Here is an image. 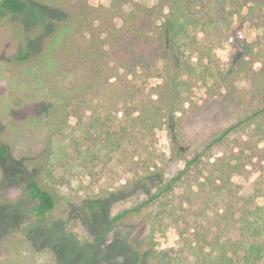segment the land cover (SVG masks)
I'll list each match as a JSON object with an SVG mask.
<instances>
[{
    "label": "trees",
    "instance_id": "1",
    "mask_svg": "<svg viewBox=\"0 0 264 264\" xmlns=\"http://www.w3.org/2000/svg\"><path fill=\"white\" fill-rule=\"evenodd\" d=\"M152 1L111 0L100 37L86 0H0V156L16 132L9 113L41 102L48 140L74 119L82 140L134 169L133 183L152 182L115 220H145L140 248L156 264H173L155 248L166 227L179 231L188 264H264V52L240 42L222 64L216 51L232 44L231 27L215 0ZM157 131L177 166L169 173L149 163ZM248 166L257 176L247 193L237 179ZM23 188L45 226L53 195L36 180ZM62 234L88 242L76 224ZM7 244L0 264H55L28 237Z\"/></svg>",
    "mask_w": 264,
    "mask_h": 264
},
{
    "label": "rangeland",
    "instance_id": "2",
    "mask_svg": "<svg viewBox=\"0 0 264 264\" xmlns=\"http://www.w3.org/2000/svg\"><path fill=\"white\" fill-rule=\"evenodd\" d=\"M86 1L97 9L91 24L102 37L109 24L105 14L111 0ZM144 1L149 5L155 3ZM212 8L216 15L225 17L231 27L232 44L225 43L216 51L222 64L240 42H253L264 52V0H215ZM120 22L116 18L111 24L118 26ZM83 36L87 37L88 33ZM0 94H4L1 84ZM43 107V103L34 102L9 113V122L16 126V132L9 134V143L4 146L7 153L0 156V253L7 243L28 237L35 250H51L55 264H156L146 250L140 248L148 229L145 220L134 214L115 220L132 207L136 197H141L143 189L152 182L133 183L134 169L110 160L106 149L82 140V128L74 119L61 135L48 140L42 127ZM5 128L2 121L0 132ZM149 151V163L163 167L169 157V142L164 131L155 133ZM145 158L146 153L136 155L134 161L141 167ZM166 164L167 173L177 167L172 162ZM255 170L248 166L246 173L237 179L247 193L257 176ZM138 172L143 174L141 170ZM30 180H36L47 189L55 201L45 226L33 215L36 202L24 192L23 186ZM90 204L96 205L93 211L89 209ZM71 224L77 225V232L88 242L78 245L62 234ZM156 238L155 248L168 252L173 264H188L192 260L190 252L179 253L181 238L177 229L166 227ZM180 255H187V262L179 259Z\"/></svg>",
    "mask_w": 264,
    "mask_h": 264
}]
</instances>
